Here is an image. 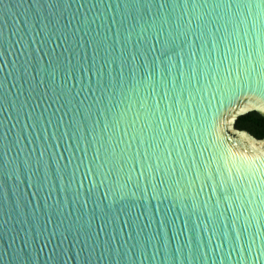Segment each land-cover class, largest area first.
Listing matches in <instances>:
<instances>
[{
  "label": "water",
  "instance_id": "1",
  "mask_svg": "<svg viewBox=\"0 0 264 264\" xmlns=\"http://www.w3.org/2000/svg\"><path fill=\"white\" fill-rule=\"evenodd\" d=\"M254 111L264 0H0V264H264Z\"/></svg>",
  "mask_w": 264,
  "mask_h": 264
},
{
  "label": "trees",
  "instance_id": "2",
  "mask_svg": "<svg viewBox=\"0 0 264 264\" xmlns=\"http://www.w3.org/2000/svg\"><path fill=\"white\" fill-rule=\"evenodd\" d=\"M236 127L251 132L258 139L264 138V116L256 111L240 116Z\"/></svg>",
  "mask_w": 264,
  "mask_h": 264
},
{
  "label": "snow or ice",
  "instance_id": "3",
  "mask_svg": "<svg viewBox=\"0 0 264 264\" xmlns=\"http://www.w3.org/2000/svg\"><path fill=\"white\" fill-rule=\"evenodd\" d=\"M261 253H264V250H262ZM253 256L255 257V261L261 260V255L253 253Z\"/></svg>",
  "mask_w": 264,
  "mask_h": 264
}]
</instances>
